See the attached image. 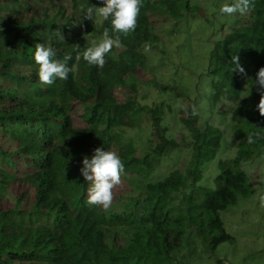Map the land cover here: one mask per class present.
Returning <instances> with one entry per match:
<instances>
[{
    "label": "trees",
    "instance_id": "16d2710c",
    "mask_svg": "<svg viewBox=\"0 0 264 264\" xmlns=\"http://www.w3.org/2000/svg\"><path fill=\"white\" fill-rule=\"evenodd\" d=\"M47 1L42 7L37 0H0V137L17 145L12 152L0 149V264H210L221 244L237 242L222 214L258 196L246 166L264 155V117L256 110L254 84L264 67V0H254L244 15H231L210 51L212 105L203 113L208 119L230 115L227 132L211 120L200 122L199 115L172 120L165 102L138 101L133 72L153 70L143 48L161 40L151 16L169 13L179 22L185 13L143 0L135 32L121 34L122 46L106 55L101 69L82 57L105 28L114 35L110 20L95 23L82 10L101 0ZM184 2L182 10H190ZM70 40L79 45L69 54L74 71L52 85L40 83L35 44L51 46L54 58L63 59ZM237 55L247 78L233 72ZM158 82L154 77L147 84L156 92ZM71 102L78 105V121ZM139 121L147 134L138 153L121 142ZM98 147L124 163L131 195L120 209L87 203L89 182L80 169ZM19 148L26 173L13 158ZM168 162L177 167L160 176ZM15 182L21 192L3 207ZM29 188L35 191L31 206Z\"/></svg>",
    "mask_w": 264,
    "mask_h": 264
},
{
    "label": "rangeland",
    "instance_id": "374dc122",
    "mask_svg": "<svg viewBox=\"0 0 264 264\" xmlns=\"http://www.w3.org/2000/svg\"><path fill=\"white\" fill-rule=\"evenodd\" d=\"M188 1L192 7L190 10H182L184 0H151V5L156 4L158 9L166 3L168 5L167 10H169L168 7L172 10L174 8L179 11L178 14L185 13V17L181 18L179 22H173L169 13L151 16L152 32L161 40L155 46L151 45L152 47H150L147 44L143 48V52L147 56V64L153 70L144 71L135 68L133 72V78L139 81V85H137L140 92L138 101L143 105L165 102L171 106L172 120L178 116L180 118L185 117L188 113L199 115L200 122L206 119V121L211 120L213 124L227 132L228 129L225 124L230 121V115L223 113L218 116L212 115L208 119L203 111L205 105L208 106V109L212 105L210 96L212 80L207 74L210 51L214 43L222 37L226 30L225 26L233 18L229 15H221L219 8L224 3H229L230 0ZM46 3H48L47 0H37V4L42 7ZM102 5L103 3L100 2L96 7H102ZM197 6L198 8H195ZM158 9L155 11L159 12ZM171 9L169 11H172ZM94 41L98 40H92V43ZM76 43V40L68 41L66 44L67 55L75 49ZM154 77L159 81L156 84L158 87L163 85V88L153 87V89H158L156 92L147 84L148 81L151 83V79ZM186 95L190 98H186ZM63 98H66V91L61 85L59 87V99L62 100ZM70 105L76 109L74 116L78 121L80 115L77 109L78 105L74 102H71ZM78 125H80V121ZM134 133L137 137L133 136ZM145 134H147V130L143 129L140 121L137 122L131 131L125 133L121 142L122 148L135 149L139 153L140 149L144 147ZM188 137L191 138L192 136L187 135L186 138ZM16 147V144L0 137V149L12 152ZM17 151L18 154L13 155V158L17 165L23 167L25 172L28 169L24 168V156L21 154L20 148ZM176 167L171 162L164 164L160 176L170 173ZM246 170L251 174L250 181L255 187V194L258 196L241 200L239 205L243 206V209L241 207L230 209L222 214L227 231L237 239V242L235 244H221L216 254L212 255V260L209 259L210 264H264V206H261L260 202V197L264 195V155L261 158L257 157L253 163L248 164ZM21 188L19 182L9 185L2 206L6 207L13 204L14 195L21 192ZM27 191L28 204L26 203V205L31 206L35 199V191L33 188H29ZM113 191L114 200L111 206L120 209L131 195V187L122 176L121 184L116 186Z\"/></svg>",
    "mask_w": 264,
    "mask_h": 264
},
{
    "label": "clouds",
    "instance_id": "9594fccd",
    "mask_svg": "<svg viewBox=\"0 0 264 264\" xmlns=\"http://www.w3.org/2000/svg\"><path fill=\"white\" fill-rule=\"evenodd\" d=\"M103 7L88 6L82 10L85 12L86 19H93L95 23L98 19L111 22V33L105 28L98 41H94L90 47L82 52L83 60L91 66L103 68L106 64V55L111 53L114 48H120L121 34L127 36L135 32L138 27L139 13L143 7V0H101ZM255 7L254 0H233L231 4L224 3L219 8L221 15H234L239 13L244 15ZM97 39V37H95ZM60 40L65 41L64 36L60 35ZM79 47V45H76ZM56 53L51 46L44 43L35 44L34 61L39 66L38 78L40 83L52 85L59 80H66L73 67H69L68 62L72 59L71 55H65L63 59H55ZM80 56H77V60ZM234 64L233 72L241 77L247 78L246 69L240 62L239 55L232 57ZM254 84L259 92V103L256 110L261 117H264V67L259 68L256 73ZM186 98L190 96L186 95ZM249 143H253V137L248 136ZM81 175L85 181L89 182L87 190V203L89 205L108 209L114 200V188L122 182L124 173V163L114 151L96 148L91 158L85 156L82 160ZM261 206H264V195L260 197Z\"/></svg>",
    "mask_w": 264,
    "mask_h": 264
}]
</instances>
